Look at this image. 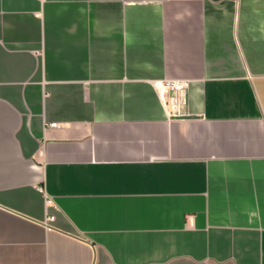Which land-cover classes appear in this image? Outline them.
<instances>
[{"label": "crops", "instance_id": "crops-1", "mask_svg": "<svg viewBox=\"0 0 264 264\" xmlns=\"http://www.w3.org/2000/svg\"><path fill=\"white\" fill-rule=\"evenodd\" d=\"M0 264H264V0H0Z\"/></svg>", "mask_w": 264, "mask_h": 264}, {"label": "built area", "instance_id": "built-area-1", "mask_svg": "<svg viewBox=\"0 0 264 264\" xmlns=\"http://www.w3.org/2000/svg\"><path fill=\"white\" fill-rule=\"evenodd\" d=\"M157 98L163 106L173 115L180 114L185 93L189 88L188 80H158L153 83ZM50 127H57V124H51ZM46 205L50 204L48 196L43 192ZM51 219V218H50Z\"/></svg>", "mask_w": 264, "mask_h": 264}]
</instances>
